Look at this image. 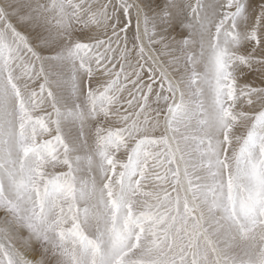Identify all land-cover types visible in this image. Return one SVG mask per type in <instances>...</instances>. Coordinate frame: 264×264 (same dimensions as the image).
I'll return each mask as SVG.
<instances>
[{"label": "snow or ice", "instance_id": "snow-or-ice-1", "mask_svg": "<svg viewBox=\"0 0 264 264\" xmlns=\"http://www.w3.org/2000/svg\"><path fill=\"white\" fill-rule=\"evenodd\" d=\"M0 264H264V0H0Z\"/></svg>", "mask_w": 264, "mask_h": 264}]
</instances>
